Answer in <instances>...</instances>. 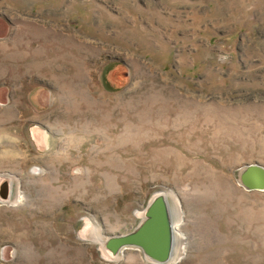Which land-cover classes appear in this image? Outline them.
<instances>
[{
  "label": "rangeland",
  "instance_id": "374dc122",
  "mask_svg": "<svg viewBox=\"0 0 264 264\" xmlns=\"http://www.w3.org/2000/svg\"><path fill=\"white\" fill-rule=\"evenodd\" d=\"M251 163L264 0H0V264H160L105 247L160 193L166 264H264Z\"/></svg>",
  "mask_w": 264,
  "mask_h": 264
},
{
  "label": "water",
  "instance_id": "95a60500",
  "mask_svg": "<svg viewBox=\"0 0 264 264\" xmlns=\"http://www.w3.org/2000/svg\"><path fill=\"white\" fill-rule=\"evenodd\" d=\"M240 181L247 190L264 191V166L259 163L245 165ZM0 195L9 196L8 183H2ZM175 227L166 197L158 194L146 207L145 218L133 231L107 236L105 247L111 253L122 252L126 248L141 249L152 261L166 264L175 259Z\"/></svg>",
  "mask_w": 264,
  "mask_h": 264
},
{
  "label": "bare ground",
  "instance_id": "6f19581e",
  "mask_svg": "<svg viewBox=\"0 0 264 264\" xmlns=\"http://www.w3.org/2000/svg\"><path fill=\"white\" fill-rule=\"evenodd\" d=\"M179 250V248H177V246H175V251L177 252ZM182 254L183 253H181L180 255H178V256H176L175 258L177 259H179V258H181L182 257ZM177 255V254H176Z\"/></svg>",
  "mask_w": 264,
  "mask_h": 264
}]
</instances>
